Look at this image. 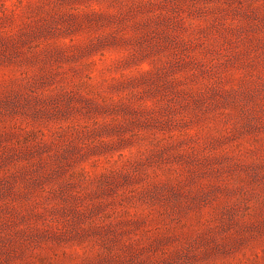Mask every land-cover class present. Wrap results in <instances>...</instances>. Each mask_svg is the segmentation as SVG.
<instances>
[{
	"label": "clouds",
	"instance_id": "9594fccd",
	"mask_svg": "<svg viewBox=\"0 0 264 264\" xmlns=\"http://www.w3.org/2000/svg\"><path fill=\"white\" fill-rule=\"evenodd\" d=\"M0 264H264V0H0Z\"/></svg>",
	"mask_w": 264,
	"mask_h": 264
}]
</instances>
